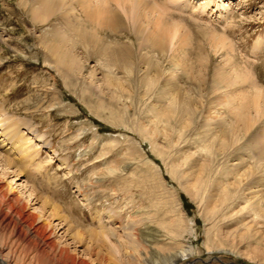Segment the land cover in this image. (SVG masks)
<instances>
[{
    "label": "rangeland",
    "instance_id": "rangeland-1",
    "mask_svg": "<svg viewBox=\"0 0 264 264\" xmlns=\"http://www.w3.org/2000/svg\"><path fill=\"white\" fill-rule=\"evenodd\" d=\"M115 1L105 7L119 12L128 37L105 34L98 40L101 48L134 41L136 68L119 100L104 85L107 70L92 54L97 48L85 46L101 29L95 17L79 9L69 32L60 14L41 23L33 0H0V132L9 122L21 123L43 167L36 172L32 163L18 178L9 169L4 180L13 178V187L30 196L35 213L43 199L58 207L57 217L66 224L58 228V241L67 240V228L86 235L114 232L108 240L120 250L115 255L122 264L138 261L128 254L130 239L118 235H158L160 229H175L169 222L182 215L195 225L181 240L191 252L175 264H264V221L250 213L258 202L264 210V188L257 186L264 184L257 159L258 149L264 150V0H143L169 8L162 17L138 8L141 30L156 31L157 19L172 27L164 52L147 54L148 65L139 61L147 45L137 47L140 39L132 36L133 7L129 11ZM65 14L71 18L68 9ZM52 42L76 58L78 69L68 80L52 67ZM172 100L176 113L166 123ZM181 101L191 113L182 111ZM4 150L0 179L7 171ZM146 163L155 164L159 177ZM200 182L206 189L198 204L192 185ZM225 197L227 216L211 229L204 220L207 205ZM208 232L218 241L209 251ZM66 242L73 250L74 243Z\"/></svg>",
    "mask_w": 264,
    "mask_h": 264
},
{
    "label": "bare ground",
    "instance_id": "bare-ground-1",
    "mask_svg": "<svg viewBox=\"0 0 264 264\" xmlns=\"http://www.w3.org/2000/svg\"><path fill=\"white\" fill-rule=\"evenodd\" d=\"M103 1L33 0V6L36 8L37 18L41 23H43L48 17L57 14H60L62 19H66L67 17L66 20L69 32L73 30L72 25L74 26L72 14H76L79 9H81L82 12L85 11L84 13L87 15H91L96 18L98 26L101 29L98 32L97 39L94 34L89 36L91 40L90 42H87L85 46L91 45L92 48H97L96 50L92 49V54L99 55V60H102V68L107 70V74L105 73L106 76L104 85L109 90H113V99L119 100L125 96V93L127 92L125 86H129L128 84L130 82L128 83V79L131 78L130 74L133 72L135 67L133 62L135 59V44L134 41H131V39L128 38L125 44H116V46L113 45L112 47L111 45L110 47H99L100 40L98 39L99 37H103L105 34L120 36L127 34H123L121 30V27L125 24L122 16L119 15L117 10L107 11L105 6L109 0ZM155 1L156 0H154V2ZM172 1L175 2V0ZM114 3H120L126 6L129 11H131V6L133 7L134 13L131 11L133 19L130 20V23H132L134 28L132 36L139 37L140 39V41L137 42V47L141 48V46L147 45L146 50L144 48L141 49L146 53L140 55V60H138L143 63L147 62L148 65L151 61H149L147 54L161 55L164 52V47H166L165 37H167L168 29L172 27L162 21H159L160 19H157L156 21L158 22V25L156 26V31L154 30L150 33H146L145 29L141 30L139 25H136V12L140 7H149L151 11L162 17L165 13H167L165 12L167 6L161 7L156 3L150 5L145 3L143 0H116ZM74 5L77 7L75 8ZM66 9H68L71 18H68L65 14ZM126 12L124 15H126ZM172 34H176V32ZM129 35L131 34L129 33ZM56 37L63 36L58 35ZM48 47V53L52 58V67L55 71L61 74V76L65 75L68 80L70 74H72L75 69H78L75 56L67 52L56 42L49 43ZM148 47L151 48L148 49ZM59 48L67 53L60 52L58 50ZM155 70L160 77L158 69ZM119 72L125 74L127 76L126 79L117 77ZM148 86H152V83L149 82ZM256 90H258V88ZM127 99L131 100L129 96ZM177 104L185 106L186 109L182 110L183 112H192L191 106L188 103H183V101H181ZM175 105L176 102L172 100L170 103V110L167 111L168 116L166 123H168L170 118L176 113L175 112L173 114ZM156 120L159 123V118L156 117ZM2 122L3 121L0 120V127ZM20 124L19 122L14 121L11 123L9 122L7 127L0 132V149H5V162L7 163H5L7 171L2 173V178L0 179V264H122L115 255V252L119 253L120 250L116 247L117 245L108 240L110 235L115 234L114 232L109 233L101 230V232H90L86 235L67 228L63 232V235L65 234L66 239L68 241L71 240V242L74 243V249L71 250L69 244L66 242L67 240H65V242H61L58 241L57 238L58 228L65 224L61 217H57L59 215L58 207L53 205L48 200L43 199L40 206L41 212L40 214H37L34 212L35 210H30L31 207L29 206L30 203L28 200L30 196L26 199L23 197L24 194L20 191V187H13V178H18L21 174H25L27 172V167H30L32 163H37L35 159L37 157L38 149L32 148L31 139L27 138V136L24 135L25 133L23 134L21 132L19 129L21 126ZM257 155V159L260 162L259 167L262 168L264 167V150L261 148L258 149ZM12 163L15 164L11 166ZM41 166L42 165H40V163H37L36 167H33H35L34 170L36 172H39L40 169L43 168H41ZM145 166L153 176L157 177V175L160 174V170L155 168V164L146 163ZM9 169L15 170L13 172V178L7 181L4 180V177L11 176V173L8 172ZM172 174L175 175V172H172ZM260 183L262 182L260 181ZM260 183L257 186H262L264 188V184ZM192 188L196 191L195 194L198 204H201L202 196L200 193H205V183H194ZM15 189H17V191ZM35 199L36 201L38 200L37 196ZM228 200H230V198L225 197L222 199V202H219V200L216 199L213 200L212 205L205 204L207 205V212L204 220L207 224H211V229H217L220 227L219 222L224 220V217L227 216L225 214L226 212L224 213L223 204ZM32 201L34 200L32 199ZM38 203H40V201ZM258 203L259 204L257 205L250 206V213H252L255 217L254 219L259 217L264 221V214L262 215L261 213V211H264L263 204L262 202ZM56 219L59 220L57 225L54 224V220ZM139 223H143V221ZM169 223L173 225L171 228L175 229H157L158 231L156 234L158 235L151 234L149 232L140 233L138 235L131 233L130 235L126 234V236L123 237L118 235L119 240L130 239L131 248H129L128 254L136 256L138 261L136 263L129 262L126 264H141V262L147 264H175L179 260L181 254L183 255L191 252L190 248L188 251L184 250L185 248L181 246V240L183 236H186V234L191 235L193 233L194 223L191 224V221H188L184 215L180 216L178 219L170 221ZM138 224L136 223L135 225L138 226ZM208 233L210 235L211 232ZM210 239L211 241H206V250L208 251L211 248L210 243L213 241L215 242V240L217 241L215 234H213ZM159 242H163L164 244L158 247L157 243ZM76 247H83L84 249L79 252L76 250ZM176 247L179 249L178 252L174 250ZM181 247H183V250ZM79 253L85 256L86 259H83ZM161 256L169 257L165 260H161Z\"/></svg>",
    "mask_w": 264,
    "mask_h": 264
}]
</instances>
